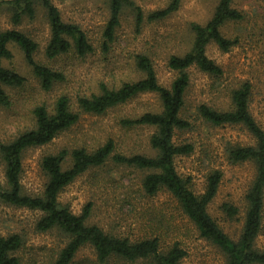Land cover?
<instances>
[{
    "label": "rangeland",
    "instance_id": "rangeland-1",
    "mask_svg": "<svg viewBox=\"0 0 264 264\" xmlns=\"http://www.w3.org/2000/svg\"><path fill=\"white\" fill-rule=\"evenodd\" d=\"M52 1L59 7L65 21L82 26L95 50L80 56L72 48L49 59L45 49L50 38V26L44 10L40 8L36 19L24 20L18 28L38 42L36 58L62 71L66 79L56 83L50 91L44 90L26 62L24 52L12 45L13 56L4 60V64L19 71L27 80L23 86L7 87L12 106H0V142L13 139L32 124L31 109L37 104L52 105L59 96L66 94L71 98L72 107L78 111V96L98 93L101 83L119 87L125 81L142 78L144 74L135 66L137 53L148 54L154 62L160 83L170 86L177 76V72L168 66L170 56L183 55L190 50L194 37L191 24H205L219 0H182L175 13L160 20L146 19L139 29L134 11L126 8L116 31V40L108 52H103L101 44L110 16L109 0ZM134 1L147 15L165 7L170 0ZM233 6L243 13V18L227 22L222 32L227 37H237L238 44L229 51L221 50L215 42L207 47L208 56L222 66L223 75L214 77L196 66L188 69L190 85L183 115L191 122V127L177 131L175 140L192 143L194 151L178 156L175 163L178 172L184 178H190V186L196 193L204 192L211 172L221 171L222 181L209 211L229 236L238 239L247 208L246 194L255 177L256 167L252 162L231 161L229 146L253 144L255 140L242 126L209 124L201 119L197 111L198 105L203 103L220 110L232 108V90L250 81L254 87L251 111L264 126V0H234ZM12 26L7 13L1 11L0 27L6 29ZM161 109L159 96L149 92L102 114L82 112L76 124L50 143L25 151L22 173L25 192L37 194L43 191L47 176L41 168L42 158L63 149L71 152L76 147H85L92 151L112 138L117 152L154 155L149 139L155 128L146 125L126 127L121 120ZM69 164L67 162L65 167ZM143 176V171L109 159L101 166L88 169L68 185L62 191L60 201L76 214L91 203L88 223L100 225L108 233L133 239L144 235L142 225L158 219L164 227L165 244L179 241L187 250L183 264H226L222 250L199 235L194 223L182 212L170 192L163 189L153 197H145L141 191ZM5 179V163L0 154V182L4 184ZM225 203L237 206L239 214L228 216L223 209ZM41 215L39 210L0 201V233L8 235L16 232L22 236V246L15 252L21 264H56L61 249L69 241V237L58 228L39 230L37 222ZM256 246L264 248V219ZM72 264L130 263L118 258L101 263L93 247L86 245L78 251Z\"/></svg>",
    "mask_w": 264,
    "mask_h": 264
},
{
    "label": "trees",
    "instance_id": "trees-1",
    "mask_svg": "<svg viewBox=\"0 0 264 264\" xmlns=\"http://www.w3.org/2000/svg\"><path fill=\"white\" fill-rule=\"evenodd\" d=\"M233 2L234 0H219L205 24H191L194 37L190 50L183 55H171L168 60V66L177 72L170 86L160 83L151 57L146 53H137L135 66L144 74L142 78L125 81L119 87H109L101 83L98 93L78 96V111L72 107L71 98L66 94L59 96L52 105L37 104L31 109L32 124L21 130L13 139L0 142L6 178L4 184L0 182V201L41 211L42 215L37 222L39 230L58 228L69 237V241L59 253L56 264H72L78 251L86 245L93 247L101 263L118 258L130 264H183L187 250L179 241L165 244V232L162 230L164 227H161L160 220H149L147 224L142 225L144 235L133 239L108 233L100 225L88 223L92 212L91 203L86 204L79 214L61 203L60 195L68 185L88 169L101 166L109 159L119 165L144 172L141 191L145 197H153L163 189L170 192L182 212L194 223L199 235L222 250L226 264H264V248L256 246L264 219V126L251 111L254 87L250 81H245L232 90L233 107L230 109L220 110L205 103L197 107L199 116L205 122L214 125H240L255 140L253 144L237 143L229 146L231 161L252 162L256 167L255 177L246 194L247 208L238 239L229 236L209 211L210 203L217 195L222 181L221 171L211 172L204 192L196 193L190 186V178H184L175 163L178 156L194 151L192 143H178L175 140L177 131L191 127V122L183 115L186 92L190 85L188 69L196 66L211 76L223 75L222 66L208 56L207 47L211 42H215L221 50L229 51L238 44L237 37L230 38L222 32V27L227 22L243 18V13L233 6ZM181 3L182 0H170L165 7L145 15L141 6L134 0H109L110 16L104 27L101 44L103 52H108L116 40V31L121 24L124 9L131 8L134 11L139 29L146 19L153 21L169 17L181 7ZM40 8L44 10L50 26V38L45 49L47 58L54 59L72 48L80 56H86L95 50L82 26L65 21L59 7L52 0H0V12H6L13 25L6 29L0 27L2 107L12 106L7 87L23 86L27 80L19 71L4 64V60L13 56L12 45L24 52L26 62L44 90L50 91L56 83L66 79L62 71L36 58L38 42L18 28L24 20L36 19ZM149 92L159 96L162 109L124 118L121 123L126 127L153 126L155 129L149 144L155 152L154 155H127L117 152L112 138L92 151L85 147H76L71 152L63 149L42 158L41 168L47 176L43 191L37 194L25 192L22 173L26 150L50 143L60 133L76 124L82 112L102 114L112 107ZM67 162L70 164L65 167ZM223 209L230 217L239 214L238 207L229 203H225ZM22 242L19 233H0V264H21L15 252L20 249Z\"/></svg>",
    "mask_w": 264,
    "mask_h": 264
}]
</instances>
